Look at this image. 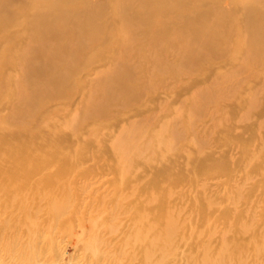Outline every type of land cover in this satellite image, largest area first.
I'll return each instance as SVG.
<instances>
[{
    "label": "bare ground",
    "instance_id": "6f19581e",
    "mask_svg": "<svg viewBox=\"0 0 264 264\" xmlns=\"http://www.w3.org/2000/svg\"><path fill=\"white\" fill-rule=\"evenodd\" d=\"M224 1L0 0V104L14 102L9 115L0 113V230L4 227L8 230L17 211L27 207L30 211L34 206L30 192L36 195L38 191L42 196L53 189L51 202L47 200L42 206L53 210L54 218L62 216L68 208L57 203L63 188L60 176L69 172L76 174L79 166L90 158L106 156L109 161L100 168V174L112 172L117 176L116 186L125 201L119 208L122 211L130 207L131 213L120 219V225L124 228V223L130 222L124 232L127 233L125 240L136 243L135 254L139 255L141 264H174L177 249L190 240L198 242V251L193 257H187V264H217L212 258L223 263L222 258L227 255L225 244L213 248L211 239L216 238L205 234V227L201 228V234H189L192 230L187 218L198 210L203 219L211 211L212 203L198 202L184 213L183 204L171 198L172 186L160 184V169L157 176L144 182L142 175L131 168L135 161L161 160L165 155L162 150L170 151L174 147V129L167 126L171 118L168 115L161 120L160 129L149 131L148 115L128 107L141 99V90L130 82L134 70L126 56L127 50L134 47L129 40L134 38L125 31L130 29L135 38L149 30L157 32L158 41L172 42L168 51H173L177 59H201L206 54L218 56L230 50L239 55L237 46L241 45L243 35L234 13L227 15L229 9L224 8ZM228 1L233 4L235 11L232 12L242 10L251 24L246 27L249 33L246 40L251 48L248 54H264V22L259 25L264 10L252 8L250 0ZM114 15L120 18V23H115ZM227 19L231 28L223 32L222 25ZM154 45L155 40L145 47L157 55ZM117 48L124 57L117 59L113 68L111 63L108 65L109 73L99 71L94 77L97 82L93 85L102 89L103 98L96 100L91 95H82L76 99L73 93L83 89L79 86V80L83 79L76 75L96 62L110 59L111 50ZM14 64L22 71L21 75L11 74ZM60 102L62 105L57 104ZM112 106L124 109L114 113ZM129 112L134 115L127 118L125 125L113 127L116 129L109 148H102L98 141L94 155L88 156L81 141L88 143V137L92 138L107 125L112 126L110 119L115 114L129 115ZM28 124L32 126L27 128ZM15 127L17 132H13ZM66 128L72 130L66 131ZM13 134H25L32 139L22 144L10 143L8 139ZM149 185L157 188L149 191ZM138 195L146 199H133ZM64 203L70 205L69 199ZM254 231L246 226L240 234L245 236ZM251 240L244 246L240 244L239 251L244 253L240 246L247 247ZM251 246L264 250V230L252 240Z\"/></svg>",
    "mask_w": 264,
    "mask_h": 264
},
{
    "label": "rangeland",
    "instance_id": "374dc122",
    "mask_svg": "<svg viewBox=\"0 0 264 264\" xmlns=\"http://www.w3.org/2000/svg\"><path fill=\"white\" fill-rule=\"evenodd\" d=\"M230 2L225 0L223 5L229 9L227 15L234 13L243 35L241 47L237 46L239 55L230 50L218 56L206 54L201 59H177L173 51H168L172 42L158 41L157 32L149 30L135 38L130 29H124L134 38L129 40L134 47L127 50L129 55L126 56L134 70L130 82L141 90V99L128 107L148 115V130L160 129L161 120L168 115L171 122L169 120L167 126L174 129V147L170 151L163 149L165 155L161 160L135 161L131 168L142 175L144 182L157 176L160 169V184L172 186L171 198L184 205V213L198 202L212 203L211 211L204 214L203 219L198 210L187 218L191 222L192 232L189 234H201V228L205 227V234L216 238L211 239L213 248L218 249L222 244L227 247L223 263L211 257L212 261L236 264V260H242L238 264H264L260 258H264V250L249 247L264 230V54H248L251 48L246 40L249 36L247 14L242 10L232 12L235 10ZM249 4L252 8L264 10V0H250ZM114 17L115 23H120V18ZM228 19L222 25L223 32L231 28L228 24L231 19ZM259 19L262 20L259 25H263L264 13ZM154 40L157 55L145 47ZM122 57L119 48L113 49L110 59L96 62L76 75V78L83 79L79 80L83 89L74 90V97L91 95L96 100L103 98L102 89L93 85L97 82L94 77L99 71L109 73L108 65L112 64L113 68L114 62ZM10 71L13 75L22 73L16 64ZM15 91L18 93V86ZM13 106L12 101L2 102L0 113L9 115ZM123 109L111 107L114 113ZM133 115L134 112L115 114L110 119L112 126L106 124L92 138H87L90 139L88 143L82 140L85 153L94 155L93 149L98 141H101L102 148H109L115 129L125 125L127 118ZM31 126L28 124L27 128ZM16 130L17 127L13 132ZM31 139L25 134H13L8 140L22 144ZM151 155L155 157L154 153ZM108 161L106 156L90 158L79 166L78 173L60 176L63 188L57 203H63L68 210L59 218L51 215L53 210L49 207L42 206L47 200L51 202L53 189L42 196L38 191L36 195L30 192L34 206L30 211L28 207L19 209L16 217L11 218L8 230L5 227L0 230V264H141L142 260L135 254L136 243L125 240L127 233L124 232L129 229L130 222L124 223V228L120 225V219L131 213L130 207L122 208V211L119 208L125 201L120 198L116 186L117 176L114 177L112 172L100 174V168ZM156 188L155 185L148 186L149 191ZM66 198L70 205L64 203ZM134 198L146 199L142 195ZM246 226L255 231L242 236L241 229ZM250 238L247 247L240 246L244 253L240 252L238 246H244ZM191 242L177 249L174 264H187V257H193L198 251V242Z\"/></svg>",
    "mask_w": 264,
    "mask_h": 264
}]
</instances>
